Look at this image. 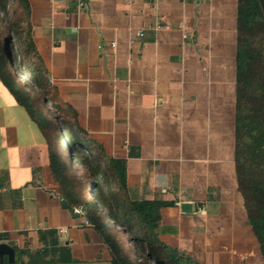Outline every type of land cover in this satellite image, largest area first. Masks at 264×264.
Returning <instances> with one entry per match:
<instances>
[{"label":"crops","instance_id":"1","mask_svg":"<svg viewBox=\"0 0 264 264\" xmlns=\"http://www.w3.org/2000/svg\"><path fill=\"white\" fill-rule=\"evenodd\" d=\"M28 4L30 41L20 53L45 71L41 111L58 130L34 122L0 81V232L8 234L0 242L25 251L14 264H110L85 213L62 207L49 166L53 133L80 139L94 173L83 165L79 174L102 213L134 220L133 202H171L158 210L160 244L201 264H256L234 168L238 0ZM112 160L124 163L122 183ZM182 202L196 209L184 213ZM60 247L73 261H60Z\"/></svg>","mask_w":264,"mask_h":264},{"label":"trees","instance_id":"2","mask_svg":"<svg viewBox=\"0 0 264 264\" xmlns=\"http://www.w3.org/2000/svg\"><path fill=\"white\" fill-rule=\"evenodd\" d=\"M17 3L20 6V17L12 22L2 21L6 25L0 33V81L34 122L42 128L50 127L55 133L58 128L52 126L47 117L42 118V105L50 95L47 92L49 84L40 61L38 58L32 59L31 55L27 56L25 51L20 53L15 66L12 67L8 60L10 50L14 48V44L10 42L12 35L16 41L20 40L19 48L21 40L25 41V35L30 41L28 0H17ZM0 12L8 14L7 0H0ZM236 19L234 168L237 191L243 201L247 223L257 240L264 263V0H238ZM3 33L7 35V41L2 39ZM29 44L33 46L31 42ZM17 72L27 83L32 82V88L37 92L35 96L23 88L26 82ZM63 138L65 146L60 145L56 149L49 144L50 169L67 207L72 212L76 207L85 213L86 220L100 236L111 257L110 264H201L176 248L160 244L155 238L158 210L161 206L171 205V202H133V210L138 217L133 220V217L119 218L116 212L102 213V202L97 200L96 195H92L88 201V191L84 189V179L79 172L86 165V171L90 175L94 173L91 159L82 150L79 138H75L74 142ZM70 157L72 161L69 160ZM111 162L116 168L120 167L119 180L122 183L123 161ZM73 163L77 165L73 166ZM121 237L126 239L127 246L123 244ZM5 240H8V234L0 232V241ZM11 246L19 255L25 253ZM134 252L138 256L133 255ZM59 253L61 262L73 261L66 247H60Z\"/></svg>","mask_w":264,"mask_h":264},{"label":"rangeland","instance_id":"3","mask_svg":"<svg viewBox=\"0 0 264 264\" xmlns=\"http://www.w3.org/2000/svg\"><path fill=\"white\" fill-rule=\"evenodd\" d=\"M7 7H8V14L7 15H4L2 12H0V16H1L0 17V20L1 21H8V22H12L14 20H17L20 17V6H18L17 0H7ZM4 24H5V22H4ZM0 25H1V23H0ZM20 26H23V23H20ZM2 38L5 41H7V39H8L7 35H5V33L2 34ZM10 39H11V37H10ZM10 42L12 44H14V48L12 50H10V55H9L8 60H9L10 64L12 63V67H13V65L15 66V61H17L18 58H19L20 51H21L22 48H19L18 47V43H17L16 38L14 37V35H12V39H11ZM3 51H4V53L6 52L5 46H4V50ZM18 74H19V77L26 82V79L24 77H22L20 73H18ZM23 88H25V90L31 92L34 96L37 94V92L32 88V82H28V83L26 82L23 85ZM44 110H46V109H44ZM46 114H47L46 111H44L43 112V116H42L43 119H47L46 118ZM52 123H53V125H56V122L55 121H52ZM42 126H44V124ZM54 135H56L55 138H54V140L53 139H49V144L52 145L53 147H55L56 149H58V147L60 145L61 146H65V140H64V138L61 137L58 133H56ZM78 155H80V154H78ZM69 160L72 161V157H70ZM76 165H77V163H73V166H76ZM105 184L107 185L108 183L105 181ZM83 186H84V189L86 191H88L89 188H90V186H91V182L90 181H86L84 179ZM87 199H88V201L90 200L89 194H87ZM108 223H110V220L109 219H108ZM108 223H107V225H109ZM121 240H122L123 244L125 246H127L126 239L123 238V237H121ZM133 255L138 256V254L136 252H134ZM254 256L256 258L255 259L256 264H264L263 261H262V258H261V255H260V252H259V249L258 248H257L256 253H255Z\"/></svg>","mask_w":264,"mask_h":264},{"label":"water","instance_id":"4","mask_svg":"<svg viewBox=\"0 0 264 264\" xmlns=\"http://www.w3.org/2000/svg\"><path fill=\"white\" fill-rule=\"evenodd\" d=\"M61 204L63 208H67V204L64 200H61ZM198 204L201 205L202 203H198ZM192 207L196 209V204L194 205L192 202H182L180 204L181 211L184 213L191 212ZM4 257H6L7 264H14L15 250L8 243L0 242V264L4 263Z\"/></svg>","mask_w":264,"mask_h":264},{"label":"built area","instance_id":"5","mask_svg":"<svg viewBox=\"0 0 264 264\" xmlns=\"http://www.w3.org/2000/svg\"><path fill=\"white\" fill-rule=\"evenodd\" d=\"M153 28L154 29H156V30H159V29H161V28H168V25H161V24H159L158 22H155L154 24H153ZM185 31V30H184ZM133 33L136 35V36H142L143 35V30H141V29H135V30H133ZM111 45H114V44H111ZM73 212H75V213H81V210L79 209V208H74L73 209ZM85 224L86 225H90V223L87 221V220H85ZM61 232H63V230H61Z\"/></svg>","mask_w":264,"mask_h":264}]
</instances>
